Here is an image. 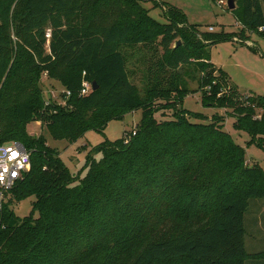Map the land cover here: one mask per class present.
Listing matches in <instances>:
<instances>
[{"label":"trees","instance_id":"1","mask_svg":"<svg viewBox=\"0 0 264 264\" xmlns=\"http://www.w3.org/2000/svg\"><path fill=\"white\" fill-rule=\"evenodd\" d=\"M235 1L232 11L242 30L264 27L260 0ZM147 2L158 5L0 0V142H19L30 152V170L0 209V264H264V252H246L244 226L249 202L264 199V171L246 163L244 149L218 118L194 123L206 118L168 104L173 118L158 122L152 106L175 93L181 101L177 70L201 59L202 105L231 108L234 130L249 135L247 145L264 150V96L240 102L234 86L230 95L221 94L229 77L205 48L222 37L200 36L170 5H158L166 20L160 23L143 7ZM136 46L153 53L144 98L129 79L123 54ZM45 74L70 93L64 105L39 99ZM83 81L97 89L80 96ZM138 109L135 134L93 148L82 179L24 132L29 122L43 120L57 139L75 144ZM29 197L35 198L32 211L20 219L10 203Z\"/></svg>","mask_w":264,"mask_h":264},{"label":"rangeland","instance_id":"2","mask_svg":"<svg viewBox=\"0 0 264 264\" xmlns=\"http://www.w3.org/2000/svg\"><path fill=\"white\" fill-rule=\"evenodd\" d=\"M157 4L170 5L180 9L186 16L187 23L193 26L200 36L222 37L219 42L208 45L205 48L210 62L216 68L224 71L229 79L221 85V94L230 95V89L234 91L241 102L244 96H264V29L250 32L241 28L236 21L233 11L228 7L218 4L212 0H156ZM264 6V0H260ZM152 2L143 4L149 10V15L160 23H166L160 6ZM236 7V1H235ZM212 28V30H210ZM180 41V40H178ZM181 45V41H180ZM158 48V46H157ZM155 55L160 56V49ZM151 51V50H150ZM126 59V68L130 81L136 86L140 98H144L147 91L148 62L153 60L152 52L142 46L123 48ZM182 66L177 70L179 90L183 91V98L178 99L179 94H171L168 101L158 100L152 106L156 110L155 119L160 122L173 118V108H167L168 104H176V109L194 114H200L206 120L193 119L194 123L207 124L218 118L220 127L228 133L235 144L244 149L245 161L249 166H258L264 171V150L255 145H247L250 137L245 132H237L233 128L234 119L231 117V108H207L201 103V90L199 88L200 73L197 62ZM203 61V60H202ZM67 74V72H64ZM216 76V73H213ZM38 87L40 89L39 99L62 104V85L49 76L41 75ZM179 101V102H178ZM184 113V117L188 115ZM255 115L259 118L260 112L256 110ZM200 117V118H202ZM142 118L141 109L130 110L122 115V120L109 122L104 130L100 132L88 131L75 144H69L66 140H59L51 133L48 122L33 120L26 124L25 134L32 139H40L44 145L56 152L57 156L69 170L75 179H82L87 169L85 168L89 152L106 140L117 141L124 133L136 131ZM19 130L18 126L14 127ZM100 156H95L98 160ZM45 169V168H43ZM8 199V198H7ZM34 197L26 198L17 203L11 201L10 209L20 219L30 215ZM36 218L37 213H32ZM245 226V250L248 254L264 252V199L251 200L244 216ZM245 264H260L259 261L247 260Z\"/></svg>","mask_w":264,"mask_h":264},{"label":"built area","instance_id":"3","mask_svg":"<svg viewBox=\"0 0 264 264\" xmlns=\"http://www.w3.org/2000/svg\"><path fill=\"white\" fill-rule=\"evenodd\" d=\"M218 4L227 7V0H217ZM264 27L259 28L262 31ZM212 30V28H210ZM46 47L51 39V30L48 28L45 32ZM46 76V74H45ZM89 86V91L84 94L85 85ZM92 91L91 83L83 81L80 89V96H86ZM70 93L63 89L61 91V101L64 105ZM50 103L46 101V105ZM60 104V103H59ZM135 133L132 132V135ZM1 139V131H0ZM27 165V167H25ZM30 170V152L19 142H0V209L2 204L6 202L9 191L20 181H22L26 173Z\"/></svg>","mask_w":264,"mask_h":264},{"label":"water","instance_id":"4","mask_svg":"<svg viewBox=\"0 0 264 264\" xmlns=\"http://www.w3.org/2000/svg\"><path fill=\"white\" fill-rule=\"evenodd\" d=\"M227 7L230 11L234 10L235 9V0H227ZM179 45H180V41H177L175 43V47H177ZM91 87H92V91H95L97 89V86L95 85L94 82L91 84Z\"/></svg>","mask_w":264,"mask_h":264},{"label":"clouds","instance_id":"5","mask_svg":"<svg viewBox=\"0 0 264 264\" xmlns=\"http://www.w3.org/2000/svg\"><path fill=\"white\" fill-rule=\"evenodd\" d=\"M88 91H89V86L86 84L84 88V94H87ZM25 167H27V165H25Z\"/></svg>","mask_w":264,"mask_h":264}]
</instances>
